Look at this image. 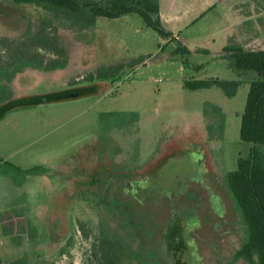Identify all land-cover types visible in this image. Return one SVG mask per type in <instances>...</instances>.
<instances>
[{"label": "rangeland", "instance_id": "374dc122", "mask_svg": "<svg viewBox=\"0 0 264 264\" xmlns=\"http://www.w3.org/2000/svg\"><path fill=\"white\" fill-rule=\"evenodd\" d=\"M248 10L241 48L264 50V0ZM71 22L0 0V55L43 33L59 49L40 51L46 63L60 59L50 69L0 65L8 102L34 99L6 112L12 105H0L1 259L89 264L93 242L106 233L126 247L119 264H245L235 258L242 222L222 181L249 148L239 138L247 75L233 72L214 45L162 49L136 13L96 16L90 27ZM190 32L192 47L208 34ZM110 66L119 69L109 78L86 81ZM204 80L240 84L231 98L215 86L183 87ZM68 91L81 95L46 100Z\"/></svg>", "mask_w": 264, "mask_h": 264}, {"label": "trees", "instance_id": "16d2710c", "mask_svg": "<svg viewBox=\"0 0 264 264\" xmlns=\"http://www.w3.org/2000/svg\"><path fill=\"white\" fill-rule=\"evenodd\" d=\"M13 4H34L54 15L70 19L71 23L82 26H93L96 16L117 18L129 13H136L144 24L153 29L161 38L171 37V33L164 29L159 19L158 0H9ZM45 25V24H44ZM42 29H40L41 31ZM39 31V30H38ZM44 32V30H42ZM43 34V33H42ZM24 42L21 47L11 49L9 57L0 55V65L5 69L13 68L20 61L32 63L40 69H50L58 65L53 58L47 64L41 50L59 52L57 46L50 47L47 37L43 34ZM175 51L189 53L183 46L178 45ZM207 52L205 49L201 50ZM0 52H4L0 49ZM219 55L227 61L228 67L238 76H245L249 84L245 104L240 117L239 138L249 144L248 152L238 156L236 167L225 173L223 185L239 213L243 226L244 240L235 252V258L245 264H264V50H244L240 46L226 45ZM119 66L99 68L95 74L89 75L86 81L103 80L117 72ZM5 74L7 71H4ZM12 70L7 81L15 75ZM239 81H183L187 90H199L218 87L223 94L231 98L235 95ZM7 88L5 84H0ZM7 90V89H6ZM6 93V94H5ZM10 97V92L0 88V103ZM207 107L214 108L223 121V114L219 107L209 102ZM222 127V124H221ZM11 169H16L10 166ZM34 236V230L30 234ZM126 247L118 238H111L106 233L100 234L92 244L89 264H119L125 254ZM0 264H25L23 259H16L5 263L0 257Z\"/></svg>", "mask_w": 264, "mask_h": 264}, {"label": "crops", "instance_id": "0c3cea01", "mask_svg": "<svg viewBox=\"0 0 264 264\" xmlns=\"http://www.w3.org/2000/svg\"><path fill=\"white\" fill-rule=\"evenodd\" d=\"M253 0H158L157 18L165 30L172 35L170 38H161L162 49L164 46L172 45L173 50L180 44L188 51H200L205 49L210 51V46L214 45L220 52L226 45L241 46L242 40L249 35L247 27L249 19L248 9L252 7ZM245 7L246 10H243ZM214 21L218 22L221 27L213 29ZM252 21V20H251ZM251 23L250 37H252L253 28ZM247 28L245 31L244 28ZM200 32H207L205 42L199 45L190 46V38L187 33L191 34L190 29ZM211 30L213 31L211 33ZM192 31V30H191ZM203 38V37H202ZM201 42L202 40H197ZM81 95L79 91H68L56 96H46V100L53 101L60 96H76ZM10 97L1 104L8 102ZM51 99V100H50ZM34 99L28 103L8 102L12 105L5 110L9 111L22 106L33 105ZM3 112L0 116H2Z\"/></svg>", "mask_w": 264, "mask_h": 264}]
</instances>
